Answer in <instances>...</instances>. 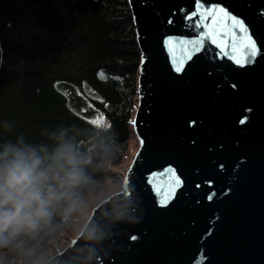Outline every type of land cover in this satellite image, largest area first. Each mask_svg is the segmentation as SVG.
Returning <instances> with one entry per match:
<instances>
[{"label":"water","instance_id":"1","mask_svg":"<svg viewBox=\"0 0 264 264\" xmlns=\"http://www.w3.org/2000/svg\"><path fill=\"white\" fill-rule=\"evenodd\" d=\"M127 3L141 56L139 146L120 191L42 264H264V0ZM209 8L243 23L251 62L207 38Z\"/></svg>","mask_w":264,"mask_h":264},{"label":"trees","instance_id":"2","mask_svg":"<svg viewBox=\"0 0 264 264\" xmlns=\"http://www.w3.org/2000/svg\"><path fill=\"white\" fill-rule=\"evenodd\" d=\"M140 61L127 0H0V152L12 144L50 154L63 133L89 159L80 199L98 193L133 138ZM64 206L35 240L21 236L27 248L60 235Z\"/></svg>","mask_w":264,"mask_h":264},{"label":"clouds","instance_id":"3","mask_svg":"<svg viewBox=\"0 0 264 264\" xmlns=\"http://www.w3.org/2000/svg\"><path fill=\"white\" fill-rule=\"evenodd\" d=\"M57 139L59 144L50 154L47 149H41L40 155L34 148L12 144L0 152V264H5L4 249L18 257L34 254L35 248H27L21 236L35 240L49 229L61 201L65 216L80 206L77 189L88 182L89 159L63 133Z\"/></svg>","mask_w":264,"mask_h":264},{"label":"rangeland","instance_id":"4","mask_svg":"<svg viewBox=\"0 0 264 264\" xmlns=\"http://www.w3.org/2000/svg\"><path fill=\"white\" fill-rule=\"evenodd\" d=\"M138 146L137 139L133 136L125 159L120 165L112 167L114 176L107 181L104 188L98 193H90L86 197L80 199L79 208L67 216L63 214V211L61 212L60 216L62 217L63 222L66 223L63 231L58 237L50 240L47 244L34 247L35 252L32 256H36L35 261L40 260L44 262L48 257L64 249L80 233L94 207L109 195L120 191L124 174L132 162ZM6 254L16 256L9 250Z\"/></svg>","mask_w":264,"mask_h":264},{"label":"snow or ice","instance_id":"5","mask_svg":"<svg viewBox=\"0 0 264 264\" xmlns=\"http://www.w3.org/2000/svg\"><path fill=\"white\" fill-rule=\"evenodd\" d=\"M200 14L203 15L205 19L211 17L210 22L204 25L209 29V31L206 34L207 38L212 39L213 42L217 43V45L221 48L224 47L230 48L231 49L230 55L232 56L233 59L237 60V63L241 61L251 62V60L257 53V48L255 43L248 36L247 29L244 27L243 23L240 20L231 16L230 14L225 12L222 8L205 9L204 12ZM225 40L228 41L227 45H225ZM199 44L200 41L182 42V45H191L193 50L196 47H199ZM241 49H243V54L239 56V59H237V53L240 52ZM182 55L185 56V58H187L190 55L189 50L187 48H183ZM180 70L181 69L178 67L177 71ZM100 118L103 119L102 117ZM141 143L143 142L141 141ZM167 175L168 173L159 176H154L152 178L153 182L165 181ZM174 183H178V180H174ZM157 187H160V185L158 184Z\"/></svg>","mask_w":264,"mask_h":264}]
</instances>
